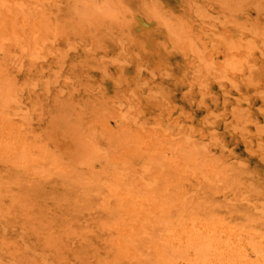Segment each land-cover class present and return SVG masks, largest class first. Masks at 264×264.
Wrapping results in <instances>:
<instances>
[{
    "label": "rangeland",
    "instance_id": "1",
    "mask_svg": "<svg viewBox=\"0 0 264 264\" xmlns=\"http://www.w3.org/2000/svg\"><path fill=\"white\" fill-rule=\"evenodd\" d=\"M12 1L0 16L24 25L0 30V264H150L118 251L115 232L142 252L179 221L264 241V0ZM147 133L213 179L174 163L175 148L165 159L178 166L143 168L129 142ZM28 140L34 156L18 160L11 148ZM112 181L157 207L128 214Z\"/></svg>",
    "mask_w": 264,
    "mask_h": 264
},
{
    "label": "bare ground",
    "instance_id": "2",
    "mask_svg": "<svg viewBox=\"0 0 264 264\" xmlns=\"http://www.w3.org/2000/svg\"><path fill=\"white\" fill-rule=\"evenodd\" d=\"M3 1V0H1ZM13 2L12 0H9V2ZM19 1V0H18ZM7 2V3H9ZM23 2V1H22ZM231 0H224V5L225 6H230L231 4ZM1 3V2H0ZM4 5V3H1ZM10 4V3H9ZM15 4V3H14ZM12 5V6H18V5ZM17 4V3H16ZM11 5V4H10ZM8 5V6H10ZM234 5V3L232 4ZM2 7V6H0ZM7 7V6H6ZM11 7V6H10ZM20 8H22L23 10V5L19 6ZM26 7V6H25ZM9 8V7H8ZM6 8V9H8ZM12 8V7H11ZM9 8V9H11ZM40 8V7H39ZM225 8V7H223ZM241 8V7H240ZM3 9V8H2ZM0 9V10H2ZM8 11H12L14 12L15 9H12V10H9ZM20 11L19 10V13H24V11ZM6 11V10H5ZM18 12V10H16ZM27 11V10H26ZM32 11V10H31ZM35 11V10H34ZM3 12V11H2ZM8 12V13H9ZM11 12V13H12ZM7 13V11H6ZM18 13V14H19ZM32 13V12H30ZM10 14V13H9ZM9 14H4L2 16H0V30H2L3 28L5 29H11L12 30H16L15 27H19L21 26L20 24V21L19 19H16L15 16L16 15H9ZM17 14V15H18ZM20 15V14H19ZM19 15L17 17H19ZM33 15V14H32ZM30 15V18L31 19L33 16ZM32 16V17H31ZM27 17V16H26ZM35 18V17H34ZM25 19V18H24ZM27 19V18H26ZM32 20V21H31ZM30 21L33 22V18L31 19ZM24 22V20H22ZM27 20H25V23H26ZM29 21V22H30ZM30 22V24H31ZM23 24V23H22ZM35 24V23H34ZM24 25V24H23ZM32 25V24H31ZM30 25H26V27ZM23 27L19 28V29H22ZM29 30V29H28ZM254 30V28H253ZM17 32V31H15ZM29 32V31H28ZM27 32V33H28ZM2 33V32H1ZM4 33V32H3ZM8 33V32H7ZM12 34V32L10 33ZM22 34V32L20 33ZM19 34V35H20ZM29 34V33H28ZM13 35V34H12ZM15 35V34H14ZM23 35V34H22ZM3 36V35H2ZM18 36V34H16V37ZM12 37V36H11ZM20 36H18L17 38H19ZM25 37V35H24ZM28 37V36H26ZM2 38V37H1ZM5 38V36H4ZM7 38V37H6ZM9 38V36H8ZM22 38V36H21ZM32 38V37H29V39ZM34 38V37H33ZM32 38V39H33ZM3 39V38H2ZM25 39V38H24ZM36 39V38H35ZM34 39V40H35ZM6 40V39H5ZM12 41L14 40H17V39H11ZM21 40V39H20ZM31 40V39H30ZM33 40V41H34ZM32 41V40H31ZM32 41V42H33ZM24 42V41H23ZM17 43H18V40H17ZM35 43V42H34ZM2 44V43H1ZM22 44V42H21ZM25 44V43H24ZM23 45V44H22ZM29 45V44H28ZM23 46H26V45H23ZM19 47V46H18ZM193 48V47H192ZM194 54V52H193ZM202 54V53H201ZM203 56V55H202ZM201 56V57H202ZM204 57V56H203ZM230 64H233V66H235V62L234 61H231ZM1 84V83H0ZM9 87V86H8ZM3 110V109H2ZM1 110V111H2ZM6 111V110H4ZM239 110L235 115V119H236V123L239 124V126L243 127L242 124L245 123L248 118H249V115L248 117L246 116L245 112ZM3 112V111H2ZM9 112V110H8ZM6 119V118H5ZM4 121V119H3ZM6 121V120H5ZM9 122V121H8ZM2 123V121H1ZM0 123V124H1ZM4 123V127L3 124H2V127L4 128H7V126H9L10 124L6 122L7 125H5V122ZM12 126V125H11ZM10 127V126H9ZM19 127V126H18ZM16 128V126H15ZM10 129V128H9ZM14 129V127H13ZM12 130V129H11ZM15 130V129H14ZM17 130V134L18 135V131L19 129H16ZM2 131V130H1ZM0 131V132H1ZM6 131V130H4ZM144 130L142 129V132ZM150 131V130H149ZM147 131V132H149ZM155 131V130H154ZM162 131V129H161ZM168 131V130H167ZM11 133H13L12 131H10ZM9 132V133H10ZM5 133V132H4ZM2 133V134H4ZM162 133V132H161ZM24 134V133H23ZM135 134V133H134ZM140 134V132L138 133ZM148 134V133H147ZM166 134V133H165ZM171 135V133H169ZM7 135V134H6ZM5 135V136H6ZM12 135V134H11ZM20 135V134H19ZM18 135V136H19ZM142 135V134H141ZM152 135V134H150ZM149 134L145 137L143 136H140V137H137L136 138H131L132 140L129 142V144L132 145V149H141L142 152H144L145 156H144V161H143V164H142V167L143 168H147L149 165H151L153 163L154 164H159L161 165L162 167H165V166H171L173 162H170L168 161V159L166 160L165 159V156H167L168 158V155H166L169 151L173 150V148H175L173 146V144H171V140L168 142L166 141H160L158 140L157 137H154V134L153 136H150ZM156 135V134H155ZM159 135V133H158ZM164 135V134H163ZM26 136V135H25ZM139 136V135H138ZM166 136V135H165ZM164 136V137H165ZM172 136V135H171ZM1 137H3L1 135ZM12 136L8 137V138H11ZM31 137V136H29ZM124 137V136H123ZM163 137V136H162ZM162 138L164 140H166L165 138ZM125 138V137H124ZM128 138V137H127ZM167 138V136H166ZM172 138V137H171ZM18 139H21L20 137ZM30 139V138H29ZM160 139V137H159ZM23 140V139H22ZM25 140V139H24ZM31 140V139H30ZM176 140V139H174ZM3 141L4 143L6 142L7 144V140L2 138V140H0V144L2 146V142ZM32 141V140H31ZM183 141V140H182ZM16 142V141H15ZM14 142V143H15ZM19 142V140H18ZM16 142L15 145L12 146L11 150L13 152V155L15 154L17 157H18V160L19 158H22V159H25L26 157L28 158H32L34 156V150L35 148L34 145H33V141L31 143H29V140H28V143H24V142H21V143H18ZM26 142V140H25ZM37 142V141H36ZM173 142V141H172ZM182 143V142H180ZM179 143V144H180ZM190 143V142H188ZM178 144V145H179ZM187 144V143H186ZM185 144V145H186ZM41 145V144H40ZM175 146H177L175 143H174ZM182 145V144H181ZM187 145H190V144H187ZM0 146V147H1ZM6 147V145L4 146ZM39 147V145H38ZM178 147V146H177ZM2 148V147H1ZM131 148V147H130ZM179 148V147H178ZM181 148V147H180ZM179 148V149H180ZM9 149V148H8ZM7 149V150H8ZM38 149V148H37ZM46 149V148H45ZM177 148H175L176 150ZM182 149V148H181ZM195 148H193L194 150ZM6 150V151H7ZM40 149H38V152ZM42 150V149H41ZM184 150L185 149V146H184ZM183 150V151H184ZM188 150V149H187ZM192 150V151H193ZM177 151V150H176ZM181 150V152H183ZM190 151V150H188ZM187 152V151H186ZM195 152H196V149H195ZM11 153V152H10ZM190 153V152H189ZM188 153V154H189ZM5 154V153H4ZM39 154V153H37ZM170 154V153H169ZM174 154V152H173ZM184 154V153H183ZM191 154V153H190ZM197 154V152H196ZM11 155V154H10ZM42 155V154H40ZM172 155V154H171ZM170 155V156H171ZM3 156V155H2ZM6 156V155H5ZM38 155H36L37 157ZM15 157V156H14ZM40 157V156H39ZM42 157V156H41ZM40 157V158H41ZM16 158V157H15ZM171 158V157H170ZM200 158H202L200 156ZM17 159V158H16ZM35 159V158H34ZM38 159V158H37ZM205 159V158H204ZM171 160V159H170ZM36 162V160L34 161ZM178 163L180 165H182L183 167H186L187 168H194V169H197V168H200L201 169L204 167V173L206 174V176H208L210 179L212 177L213 179V176H214V169L212 168H209L206 164L208 162H206V164H204L202 161L198 160V158L196 157H193V156H188V155H182L181 153H179L177 151L176 155H175V158H174V163ZM205 162V161H204ZM173 163V164H174ZM210 163V162H209ZM123 165V164H122ZM214 165V164H213ZM212 165V167H213ZM174 166H178V165H175ZM182 166L178 167V168H182ZM121 167V166H120ZM157 167V166H155ZM159 168V166H158ZM116 169V168H115ZM122 169V168H121ZM125 169V168H124ZM214 171H212V170ZM181 170V169H180ZM120 171V169H119ZM122 171V170H121ZM125 171V170H124ZM194 171V170H193ZM113 172V171H112ZM115 172V171H114ZM203 172V170H201V173ZM217 172V171H216ZM215 172V174H216ZM123 173V172H122ZM139 173V172H138ZM145 173V172H144ZM147 173V171H146ZM111 174V173H110ZM109 174V175H110ZM148 174V173H147ZM150 174V173H149ZM204 174V175H205ZM141 174H139L140 176ZM219 175V174H218ZM115 176V175H114ZM204 176V178L206 179H209L208 177ZM119 177V176H118ZM122 177H123V174H122ZM136 177V176H135ZM219 177V176H218ZM109 178V177H108ZM124 178V177H123ZM142 178V177H141ZM146 178V177H145ZM217 178V177H216ZM119 179V178H118ZM130 179V178H129ZM206 179V180H207ZM109 181V179H106ZM141 180V179H140ZM146 180V179H145ZM111 181V180H110ZM121 181V179H120ZM210 181V180H208ZM219 181V180H218ZM106 182V181H105ZM113 182V181H112ZM124 182V181H123ZM127 182V181H126ZM212 182V180H211ZM134 183V182H133ZM152 183H155V182H152ZM135 184V183H134ZM153 185V184H152ZM157 185V184H155ZM137 187V185H135ZM134 185L132 186V184H122L120 182H116L115 183H109L107 185V188L108 190L112 191V192H116L118 195H121L122 196V200L124 201L123 203L125 204L124 206L126 207V212L129 214L131 213L132 215V212H135L136 209H138L139 211V208H141L142 206L140 205H144L142 204V202L146 203V206L145 208H156L158 204L155 203V201L157 199H148L149 198V194H138V192H136L135 190H133ZM151 187V186H150ZM145 191V190H144ZM152 191V189H151ZM167 191V190H166ZM158 192V191H157ZM156 192V193H157ZM141 193V192H140ZM148 193V192H147ZM153 193V192H152ZM151 194V193H150ZM182 194V193H181ZM152 195V194H151ZM156 195V194H155ZM158 195V194H157ZM184 195V194H183ZM154 195H152L153 197ZM181 196V195H179ZM151 197V198H152ZM159 197V196H158ZM157 197V198H158ZM115 198H118V197H115ZM121 198V197H120ZM181 198V197H180ZM179 198V199H180ZM184 198V196H183ZM185 199V198H184ZM187 199V197H186ZM116 200V199H115ZM121 200V199H120ZM182 200V199H181ZM117 201V200H116ZM183 201V200H182ZM185 201V200H184ZM188 201V199H187ZM118 202V201H117ZM157 202V201H156ZM180 202V201H179ZM186 202V201H185ZM184 202V203H185ZM122 203V202H121ZM178 203V202H177ZM117 204V203H116ZM178 205V204H177ZM180 205V204H179ZM121 206V205H119ZM188 206V205H187ZM186 206V207H187ZM118 207V206H117ZM124 207V208H125ZM179 207V206H178ZM184 207V206H183ZM181 208V207H180ZM190 208V207H188ZM202 208V207H201ZM184 209H186L184 207ZM191 209V208H190ZM199 209V208H198ZM116 210V209H115ZM120 210V209H119ZM125 209H123L122 211H124ZM152 210V209H151ZM144 211V209H143ZM153 211V210H152ZM191 211V210H190ZM117 212V211H116ZM140 212V211H139ZM121 213V212H120ZM196 213V212H195ZM210 213V212H209ZM123 214V213H122ZM127 214V215H128ZM138 214V213H137ZM182 214V213H181ZM194 214V212H193ZM203 214V213H202ZM208 214V213H207ZM112 215V214H111ZM115 215V213H114ZM129 216L130 218L132 216ZM147 215V214H146ZM180 215V214H179ZM199 215V214H198ZM205 215V214H204ZM211 215V213H210ZM139 216V215H138ZM142 216H145L142 214ZM172 216V215H171ZM202 216V215H201ZM206 216V215H205ZM216 216V215H215ZM109 217V216H108ZM160 217V216H159ZM220 217V216H219ZM135 219H137L136 217H133ZM132 218V219H133ZM155 218V217H154ZM202 218V217H201ZM206 218V217H205ZM209 218V217H207ZM117 219V218H116ZM123 219V218H122ZM121 219V221H122ZM144 218H142L143 220ZM214 219V218H213ZM225 219V218H224ZM227 219V218H226ZM114 220V219H113ZM140 220V219H139ZM106 221V220H105ZM104 221V223H105ZM223 221V220H222ZM129 223V221H127ZM134 223H136L135 221H133ZM140 222V221H139ZM146 222V221H145ZM144 222V223H145ZM157 222V221H156ZM170 222V220H169ZM225 222V221H223ZM161 223V222H160ZM163 223V222H162ZM171 223V222H170ZM116 224V223H115ZM119 224V223H118ZM231 224V223H229ZM117 225V224H116ZM165 224H163L162 226H164ZM171 225V224H169ZM174 225V224H173ZM112 226V225H111ZM114 226V225H113ZM130 226V225H128ZM123 227V226H121ZM126 228V226H124ZM123 227V228H124ZM132 227V226H131ZM249 227V226H248ZM119 228V227H117ZM139 228V227H138ZM144 228L143 226H141V229ZM160 228V227H159ZM158 228V229H159ZM236 228V227H235ZM234 228V229H235ZM246 228V227H245ZM254 228V227H253ZM133 229V228H132ZM114 230V228H113ZM124 230V229H123ZM241 230V229H240ZM261 230V229H260ZM117 231V230H116ZM247 231V230H246ZM122 232V231H121ZM128 232V233H127ZM140 232V231H138ZM117 235H114L113 239H112V243L114 245H116V249L118 251H120L123 247L124 249L126 250V252H121L122 254L125 253L127 254V252H137L135 253V257L137 255H139L138 257H142L143 259L148 260L150 262V264H264V241L262 240H254L252 238H244L243 240L239 239L236 235H235V231L233 232L232 229L222 225V224H219L215 221H207V222H177L174 226H166L164 227L162 230L160 231H155V235H153V240L150 241L149 245H147L146 249H144V253L143 251L140 252L141 250L139 248H136L135 250V247L132 246L131 244V237L128 235L130 234L129 233V229H125L123 233H117L115 232ZM144 233V231H143ZM245 233V232H244ZM247 233V232H246ZM132 234V233H131ZM113 235V234H112ZM137 235V234H136ZM140 235V234H139ZM246 235V234H244ZM150 236V235H148ZM247 236V235H246ZM245 237V236H244ZM152 238V237H151ZM257 238V237H256ZM142 239V238H141ZM146 239V238H145ZM148 239V238H147ZM139 241V240H138ZM137 241V242H138ZM136 243V242H135ZM141 243V242H140ZM136 245V244H135ZM245 246H248L249 249H251V251L253 252V254L255 255V261H251L249 260L248 258V255L246 253V249L248 247H245ZM144 247V246H142ZM138 249L140 251H138ZM248 249V251H249ZM113 251V250H112ZM250 251V252H251ZM139 253V254H138ZM142 253V254H141ZM121 254V256H122ZM124 256H127L125 255ZM132 255H134V253H131ZM137 254V255H136ZM123 257V256H122ZM129 257V256H128ZM134 259H136L134 256H132ZM253 257V256H252ZM130 258V257H129ZM254 259V258H253ZM130 261L131 260H128L129 264H130ZM140 262H143L142 259L140 260ZM135 264V263H134Z\"/></svg>",
    "mask_w": 264,
    "mask_h": 264
}]
</instances>
